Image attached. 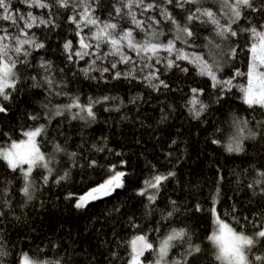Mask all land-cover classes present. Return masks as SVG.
Segmentation results:
<instances>
[{
    "label": "trees",
    "instance_id": "16d2710c",
    "mask_svg": "<svg viewBox=\"0 0 264 264\" xmlns=\"http://www.w3.org/2000/svg\"><path fill=\"white\" fill-rule=\"evenodd\" d=\"M8 2L14 17L31 12L40 18L50 16L54 25L27 30L44 47L30 49L26 58L20 57L25 62L17 66L16 87L9 90V99L0 97L1 106L6 108L0 112V146L21 138L29 128L44 125L45 131L37 137V142L41 151L51 157L52 172L45 183L46 170H34L32 199L28 200L21 191L25 184L22 173L13 172L0 161V252L5 253L0 256V264H16L23 254L32 259H44L47 264H127L134 236L144 234L158 247L159 241L172 229L180 228L188 232L192 243L201 251L188 256L189 245L176 242L169 252V264L181 257L191 264H218L207 240L214 228L211 209L217 189L215 206L220 219L250 236L259 229L264 222V191L256 181L264 179L259 175L264 172V108H250L243 102L239 88H233L216 103V90L211 87V81L183 61L178 63L190 71L168 69L163 63L155 65L167 88L153 89L144 76L136 72L134 78L113 79L116 71L124 73L134 65L117 63L119 57L111 55L98 60L95 66L97 69L108 67L110 71L101 76L100 71L94 70L90 75L96 79H90L82 69L95 57L69 61L63 47L65 42L72 41L73 51L79 49L77 26L68 17L78 15L80 9L60 8L54 3L42 9L24 0ZM89 3L92 14L101 22L118 24L117 31L134 28L130 17L116 14L115 9L123 0H89ZM255 6L261 7L260 0H255ZM162 7L181 25L187 23L189 11L196 7H211L218 15L223 11L220 0H199L185 4L184 8L168 4ZM123 11L126 13L127 9ZM134 11L137 19L146 21L145 31H151L147 28L148 17L154 16L160 21L153 25L156 31L163 33L160 42L174 38V26L160 15L158 8L143 15L141 9ZM244 12L249 14L242 15L237 22L241 29L264 25V14L248 9ZM21 22L18 19L13 25L11 21L0 19V32L7 29L12 34ZM193 30L200 38L196 45L188 48L177 41L178 48L198 52L210 61L224 62L231 71H225L223 78L233 75L236 69L246 72L250 54L245 45L252 42L248 33L241 32L232 42H223L218 37L213 39L215 33L210 24L196 21ZM94 31L93 26H88L81 34L88 38ZM136 33V39L145 38V32L136 29ZM205 37L212 40L213 45L219 44V48L208 47ZM231 47L244 48L234 61L224 59ZM125 51L136 64L139 60L136 53ZM105 52H109V47L102 45L100 53ZM42 61L51 65L47 69L48 77L54 82L51 88L45 82ZM112 63H117L116 69H111ZM149 71L142 68L145 75ZM245 82L243 76L234 81L235 84ZM153 83L158 84V81ZM192 89L204 90L199 98L207 108L199 118L190 111ZM105 96L110 99L94 104L95 119H73V113L79 109L55 115L56 110L70 104L72 98L86 105ZM32 116L37 119H30ZM239 121L244 122L239 124L246 137L241 141L244 150L229 153L226 145L237 132ZM214 140L218 142L213 143ZM56 145L63 151L55 152ZM93 160L96 166L89 167ZM113 165L116 171L126 173L124 186L110 196L77 209L76 198L107 179ZM169 172L174 176L162 182L155 192V201L149 202L148 194H138L146 181ZM65 173L66 179L60 180ZM249 184L254 187L249 188ZM147 192L152 194L153 190ZM70 194L75 198H67ZM197 205L201 211L196 210ZM169 212L173 214L169 216ZM236 219L240 220V225ZM145 255L148 257L145 261L155 259L151 252ZM248 255L264 256V247L257 243Z\"/></svg>",
    "mask_w": 264,
    "mask_h": 264
},
{
    "label": "snow or ice",
    "instance_id": "6c2138e0",
    "mask_svg": "<svg viewBox=\"0 0 264 264\" xmlns=\"http://www.w3.org/2000/svg\"><path fill=\"white\" fill-rule=\"evenodd\" d=\"M25 3H29L30 6L39 8H49L54 3L60 8H68L72 6L74 9H80L78 15L69 16L70 22L76 24V35L79 37V49L73 51L74 45L72 41H67L63 45L65 52L68 54V60H84L85 57L94 56L88 67L82 69L85 76L90 79H96L91 76L90 73L94 70H98L103 76L104 73L110 71L108 67L97 69L96 63L98 60L104 59L111 55L113 57H119L117 63H124L125 65L133 63V70L128 72L116 71L113 79H119L121 76L133 77L135 71V62L132 57L127 54L125 49L131 50L136 53L138 57H141L144 63L140 65L141 68H149L150 71L144 80L148 81V84L153 89L159 87L167 88L168 85L164 80L159 78V69L155 68V65L163 63L166 68H180L181 71L188 72V67H181L178 62H187L194 66L195 70L201 77H206L211 81V87L216 90L215 102L219 103L220 100L233 88H239L242 93L243 102L250 108L259 106L264 108V25H257L253 27L241 29L238 25V21L241 20L242 15L247 16L249 13L244 12V9L250 10V12H257L264 14V0H260L261 7L258 9L255 6V0H220V7L223 10L219 15L217 11H213L211 7L202 8L196 7L194 11H189L186 17L187 23L181 25L167 10L162 7L164 4L175 5L180 8H184L185 4L198 3L199 0H152L151 3H146L145 0H123L120 7H116L115 11L118 16L127 15L131 18V22L134 28H128L121 31H117L119 25L111 22H101L97 17L92 14V5L89 0H24ZM158 8L160 15L167 21H169L175 28V36L173 39H168L166 43L160 42L159 37L163 35L162 32L155 30L153 25L160 23L154 16L147 18V28L151 31H145L146 21L137 19L134 9H141V15L143 12ZM127 9L125 13L123 10ZM0 12L3 13L0 19L4 21H11L13 25L17 24V20L23 22V27H19L15 36L5 29L3 34H0V97L4 100L9 99V90L14 89L17 85L18 64H22L25 61L20 57H27L30 49H41L44 47L43 43L37 42L34 34L29 35L27 30L32 29L34 26L40 25H54L53 19L40 18L28 12L26 16L14 17L10 9L8 0H0ZM222 17L223 22H222ZM200 21L203 24H210L212 30L215 33V39L218 37L223 42H232L233 38L240 36L241 32L248 33L252 42L248 44L246 42L245 47L248 56L246 72H242L240 69H236L235 73L228 78H223L225 71H231L227 68L222 61H216L215 59L209 60L198 52H187L185 48H178L176 46L177 41L182 43L185 47L191 48L196 45L200 39L197 33L193 30L194 22ZM93 26L96 31L91 33V36L86 38L83 36L82 29L84 27ZM139 29L145 32V38L143 40L136 39L135 30ZM207 46L212 48H219V44L213 45L212 40L207 37ZM7 41H10L7 42ZM102 45L109 47V52L100 53ZM244 48L231 47L230 50L224 54L225 60H235L238 54L243 51ZM161 52L167 55L161 56ZM14 53V55L10 54ZM152 61L153 63H147ZM117 63L111 64V69L117 68ZM41 68L46 70L45 82L51 88L54 84L53 80L48 77L47 69L51 67L47 61L41 62ZM235 68V65L232 66ZM245 77V84H235L234 81L237 77ZM35 78V77H34ZM134 78V77H133ZM158 81V84L153 83ZM194 94L189 100V104L192 106L190 111L192 114L199 118L201 113L205 111L207 105L199 98V94L203 93V89H192ZM59 94V93H57ZM110 97H102L101 100H92L86 105H82L78 98H72V102L64 106L63 109H57L55 115L59 116L63 111H72V109H79L78 112L73 113V119H95L94 104L100 103L102 100L107 101ZM6 111L4 106H0V112ZM86 114V115H85ZM30 119H37L32 116ZM243 121L237 122L238 130L229 139L226 145V150L229 153H240L244 150L242 140L246 139L242 135L243 129L239 127V124ZM45 131V126L41 125L35 127L34 130H29L23 133L26 139L19 142L12 141L10 147L0 146V161L6 163L7 167L13 172L20 171L25 181L21 191L27 196L28 200L32 199L31 189L33 187L31 176L35 169H44L48 173L52 172L50 167L51 157L46 156L41 151V147L37 142V137L41 136ZM219 131V129H217ZM252 135V134H249ZM218 141H213L217 143ZM61 146H55V152H62ZM75 156V153L71 154ZM26 166V167H25ZM89 167H95L96 161H91ZM110 174L103 183H100L96 187L90 189L84 195L76 198L75 207L82 209L86 207L91 201L107 197L118 188L124 186L123 178L126 173L123 171H116L115 165L109 170ZM261 178H264V172L259 173ZM174 176L173 172L167 173V175H156L151 180L145 182L144 188L140 189L138 194L144 196L149 189L153 190L152 195H148L149 202H153L157 199L155 192L159 191V188L163 181L169 177ZM67 177V173L61 176L59 179L64 180ZM45 183L48 181V176H43ZM256 184H261V190L264 191V179L257 180ZM249 188H253L254 185L249 184ZM219 195V189L217 194L213 196V206L211 213L213 215L215 230L207 237V240L213 247L214 260L218 264H254V262H260L264 264V256L257 255L250 257L248 253L253 250L257 243H260L264 247V222L261 223L259 229L255 231L253 235H247L244 232H238L233 227H230L228 223H225L217 215L216 202ZM69 199L75 198L72 194L67 197ZM175 203V202H173ZM197 211H201L199 205L196 208ZM173 213L169 212L171 216ZM235 215V213H234ZM247 219V218H245ZM236 223L240 225V220L236 219ZM243 227V225H241ZM176 242H180L181 245L188 244L187 255L192 256L193 253H199L201 251L198 245H194L189 237L188 232L184 228L172 229L163 239L159 241L158 247L154 246L149 239L141 234L135 236L130 242L131 252L127 264H144V261L148 259L145 255L146 252L154 254L155 259L150 264H169V252L175 246ZM5 253L0 252V256ZM21 264H31L28 257L25 255ZM171 264H191L190 261L181 257L178 260H171Z\"/></svg>",
    "mask_w": 264,
    "mask_h": 264
},
{
    "label": "rangeland",
    "instance_id": "374dc122",
    "mask_svg": "<svg viewBox=\"0 0 264 264\" xmlns=\"http://www.w3.org/2000/svg\"><path fill=\"white\" fill-rule=\"evenodd\" d=\"M3 14V13H2ZM24 16H26V15H24ZM19 27H23V22H21V24H20V26ZM18 27V28H19ZM18 28L16 29V31H14L11 35H13V36H15L16 34H17V30H18ZM0 34H3V31L2 32H0ZM7 42H9L10 43V41H7ZM132 53H134L135 54V52H133L132 51ZM189 53H191V52H189ZM163 54H165V55H167L166 53H164V52H161V56L163 55ZM145 61H143L142 60V58L141 57H139V60L138 61H136V64H135V71L134 72H136V73H138V74H142L143 76H146L145 74H143V72H142V68L140 67V65L142 64V63H144ZM149 61H147V63H148ZM130 70H133V67H131L130 68ZM129 70V71H130ZM128 72V71H127ZM133 72V73H134ZM148 73V72H147ZM246 83H247V81L244 83L245 85H246ZM0 106H1V103H0ZM192 106L190 105V108H191ZM39 126H41V125H39ZM39 126H37V127H39ZM35 128V127H34ZM34 128H29V129H27V130H25L24 132H26V131H29V130H34ZM23 132V133H24ZM23 139H26V137L24 136V135H22V137L21 138H19V139H17V140H12V141H16V142H19L20 140H23ZM12 141H10L9 143H7V145H4V147H10V145H11V143H12ZM26 167V166H25ZM51 167V166H50ZM47 176H48V178H49V176H50V174L51 173H48L47 171H46V173H45ZM106 180V179H105ZM104 181V180H103ZM103 181L102 182H100V183H103ZM99 183V184H100ZM99 184H96V185H94L93 187H91L90 189H92V188H94V187H96L97 185H99ZM142 188H144V187H142ZM142 188H140V189H142ZM90 189H88V190H86L85 192H83L82 194H80L79 196H81V195H84L85 193H87ZM151 189H149L148 191H150ZM152 192V191H151ZM147 194L148 195H152V194H150V193H148L147 192ZM78 196V197H79ZM212 217H213V215H212ZM214 217H213V221H214ZM221 220H222V218H221ZM225 222V221H224ZM226 223V222H225ZM215 224H214V228H212L213 229V231L215 230ZM26 254H23L21 257H20V259H19V261L16 263V264H21V260H22V258L25 256ZM27 257H28V259H29V261L31 262V264H47V262L43 259V260H38V259H32L30 256H28V255H26ZM144 264H150V262H148V261H144Z\"/></svg>",
    "mask_w": 264,
    "mask_h": 264
},
{
    "label": "water",
    "instance_id": "95a60500",
    "mask_svg": "<svg viewBox=\"0 0 264 264\" xmlns=\"http://www.w3.org/2000/svg\"><path fill=\"white\" fill-rule=\"evenodd\" d=\"M137 235H141V234H137ZM137 235H136V236H137ZM143 235H144V234H143ZM134 237H135V236H134ZM134 237H133V238H134ZM133 238H132V239H133Z\"/></svg>",
    "mask_w": 264,
    "mask_h": 264
}]
</instances>
